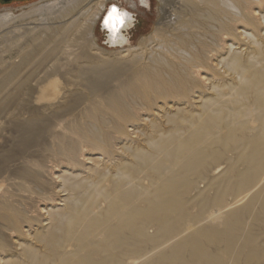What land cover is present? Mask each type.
<instances>
[{
	"label": "bare ground",
	"instance_id": "bare-ground-1",
	"mask_svg": "<svg viewBox=\"0 0 264 264\" xmlns=\"http://www.w3.org/2000/svg\"><path fill=\"white\" fill-rule=\"evenodd\" d=\"M115 1L128 17L123 29H132L128 9L150 3ZM244 1L180 0L187 16L147 65L136 53L80 70L90 91L111 88L91 105L71 87L60 95L50 69L63 71L71 29L92 38L110 0H65L36 9L54 13L17 17L32 42L0 68V119L17 79L48 125L18 121L23 142L35 145L0 163V256L13 252L0 264H264V0ZM55 15L60 26L47 29ZM110 43L131 46L117 32ZM129 62L140 68L119 81ZM151 111L144 145L118 148ZM40 138L58 146L59 160L28 159L44 156Z\"/></svg>",
	"mask_w": 264,
	"mask_h": 264
},
{
	"label": "rangeland",
	"instance_id": "rangeland-1",
	"mask_svg": "<svg viewBox=\"0 0 264 264\" xmlns=\"http://www.w3.org/2000/svg\"><path fill=\"white\" fill-rule=\"evenodd\" d=\"M61 1H65V0H13L9 2L0 0V17L8 12H11L13 16L16 17V20L12 21L10 25L7 24L8 26L5 25L4 23L3 24L0 23V68L4 66L5 67L8 66V64L11 61L17 62L20 60L21 56L19 51H17V54L14 55L13 57L10 56L13 53L14 47L23 46V48H25L26 46H29L30 43L32 42V40L29 37V34L26 33L27 26L22 25L23 23L21 22L22 19L17 17H20L23 14L30 13L32 11L38 16H40L42 13L47 14L48 13L47 11L50 10L44 9V10H39L40 11L39 12L36 11V9L52 3L57 4ZM121 1H123L124 4H120V6L127 8L128 7L127 3L124 0ZM149 1L150 3L148 8H143L140 6V9L134 12L133 10L131 11L127 8L128 11L131 12L135 18L134 27H132V29L130 28L126 32L127 38L130 40V45H131L130 47L129 45L124 46L125 48H122L120 46L112 47L106 44L105 33H102L101 31V22L106 11L102 13L103 16L102 14L100 15L101 18L99 17L96 26L92 28V35H93L92 38H89L86 29L84 28V26L81 27V25L71 29L68 32V34L65 35L63 46L65 48L67 61L58 62L59 63L58 65L60 66V68H62L63 71L53 72V70L50 69V73L52 74L54 81H56V83L59 86V90L61 91L60 95L62 94V92L66 91L69 87H71L74 90L75 89L78 90V92L83 95V98L86 100V102H88L91 105L93 101L96 100L101 101V99L105 98L108 92L110 91L109 89L111 88L106 87L104 89H100L94 92L90 91L87 87L88 83L84 81V78L80 74V70H85L88 68L90 64H93L94 62L102 61L103 59H107V57L110 61H113L114 58H115L114 60L116 59L128 60L129 57L131 58V55L133 56L136 53L140 54V56L142 55L141 64L139 65L140 67L147 65L149 63L148 62L149 59L147 58H150L151 52L159 51L158 48L162 41L161 39L170 37V35H173V33L176 32L177 29L179 28L180 26L179 16L184 17V15L187 16L188 14V12H186L185 9H183L182 5L179 3L180 0H149ZM250 1L254 3L258 2L257 0L256 1L250 0ZM108 3L109 2L106 3L107 6L106 10L111 5H119V2L115 0H110V3L109 4ZM244 3L247 4L248 3L247 0L244 1ZM254 3L253 5L257 6ZM257 4L259 5V3ZM198 7L201 8L200 6ZM57 10L59 9L53 8V10H51L50 12L54 13ZM52 17L53 18H48L49 20H47L46 28L54 30L55 28L60 26L59 23L60 19H58L56 15ZM175 17L177 19H174ZM250 29H252V27ZM41 31L39 32L40 34L38 33L35 35L36 36L41 35L40 37H44V35L46 34V29ZM247 32L249 33L251 32V30H247ZM242 37H241V42H243ZM237 39L239 38L237 37ZM243 44L247 45V43H243ZM132 48H134L135 50ZM120 53H124V54L122 55ZM125 53L127 55L129 54L128 57ZM120 55L121 56L125 55L126 58L121 57ZM88 61L90 63H88ZM130 65L131 66L128 65L126 66L127 70L125 69L123 71L124 74L122 73V75L119 78V81L122 82L126 81L128 78L131 77L134 70L140 68L138 65L136 66L133 65L132 63H130ZM4 70L6 71L7 68H5ZM4 70L3 72H5ZM29 77H34V76L30 75ZM15 80L14 83L17 84L18 80L17 79ZM114 82L115 81L111 83L112 86H115L118 83L117 81L115 83ZM14 83L12 84V86L14 87L11 86V88L8 89L7 92L10 93V95L12 94L13 96L12 106L7 109V111L5 112L6 114L2 117V119H0V122L2 124L0 130V163L11 161L13 158H15L16 156L19 157L21 154H28L27 150L30 149L31 146L35 145L34 140L31 141L30 143L23 142L22 135L21 133L18 132V127L16 125L18 121L23 122L26 119H37L38 126L44 125L45 128L48 125V123H46L44 118L40 115L41 110H38V107L35 106L32 107V105L28 104L30 98L28 94L29 91L26 90L25 87L15 88L16 84ZM39 107H41V105H39ZM80 110H82L80 112L82 114L79 116V120L87 121L88 119L85 118L86 110L83 108V106L80 107ZM154 114H155L154 112H152V115L150 113L142 114L141 118L144 119V121L138 124V130H134L132 132V135L128 137L127 141L119 140L120 145L118 146V148L120 147L124 148V145L126 146L144 145L145 142L143 141V137H144L143 134L151 133V127L149 123L150 121H153L154 119L157 118V116H155ZM7 117H9L11 120H9V118ZM38 143L41 151L36 154H43L44 156L29 157L28 158L29 160L31 159L33 161H37L42 164L44 162V159L46 160L47 158L50 157V159L54 160L57 158L54 157L56 156L54 154H61L56 144L48 143L43 138H40ZM80 153L81 152H78V154ZM117 154H123V152L121 150H118ZM57 160L59 159H56V161ZM40 200L41 199L38 198L37 202H39ZM38 229L39 227L36 225V223H34L32 231ZM18 235L21 237H19ZM18 235L17 236L23 240L30 239L28 238V236L26 237L25 235H23L24 236L23 237L21 234ZM7 240L8 239L4 241L8 243ZM8 247L6 251L1 252L2 253L1 256H5V254L6 255L13 254L12 250H9L10 247L9 248Z\"/></svg>",
	"mask_w": 264,
	"mask_h": 264
},
{
	"label": "water",
	"instance_id": "water-1",
	"mask_svg": "<svg viewBox=\"0 0 264 264\" xmlns=\"http://www.w3.org/2000/svg\"><path fill=\"white\" fill-rule=\"evenodd\" d=\"M5 2H9L11 0H4ZM113 9H116L114 12ZM127 15L123 12V10L118 5H111L106 14L104 15L102 22H101V31L105 33L106 36V44L109 46H113V44L110 43V36L112 35V32L121 33L123 36L127 37L126 32L130 29H123L125 20H127ZM132 27L135 25V18L132 14ZM116 35V33L114 34ZM116 37V36H115ZM117 46H120L118 44ZM116 46V47H117Z\"/></svg>",
	"mask_w": 264,
	"mask_h": 264
},
{
	"label": "snow or ice",
	"instance_id": "snow-or-ice-1",
	"mask_svg": "<svg viewBox=\"0 0 264 264\" xmlns=\"http://www.w3.org/2000/svg\"><path fill=\"white\" fill-rule=\"evenodd\" d=\"M113 11L115 12V11H116V9H113Z\"/></svg>",
	"mask_w": 264,
	"mask_h": 264
},
{
	"label": "flooded vegetation",
	"instance_id": "flooded-vegetation-1",
	"mask_svg": "<svg viewBox=\"0 0 264 264\" xmlns=\"http://www.w3.org/2000/svg\"><path fill=\"white\" fill-rule=\"evenodd\" d=\"M11 1H13V0H11ZM125 1H127V0H125Z\"/></svg>",
	"mask_w": 264,
	"mask_h": 264
}]
</instances>
